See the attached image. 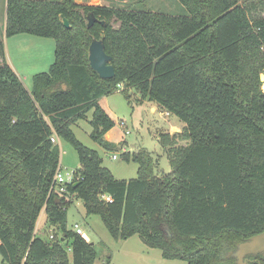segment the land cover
Wrapping results in <instances>:
<instances>
[{
    "label": "trees",
    "instance_id": "1",
    "mask_svg": "<svg viewBox=\"0 0 264 264\" xmlns=\"http://www.w3.org/2000/svg\"><path fill=\"white\" fill-rule=\"evenodd\" d=\"M179 1L188 14L126 3L5 0V36L53 38L56 49L54 62L33 76L29 90L0 40L3 264H94L95 244L68 228L72 196L83 200L87 215H100L115 239L139 234L164 258L188 264H232L237 245L264 231V90L258 73L264 69V0ZM90 12L99 19L92 27ZM94 38L104 40L112 57V79L90 65ZM120 83L184 122L180 134L161 135L170 172L153 174L145 150L124 152L138 164V176L118 179L100 152L76 137L72 125L91 113L92 139L115 148L105 137L115 121L100 99ZM54 131L79 156L67 183L70 198L51 194L61 160ZM181 134L190 144H176ZM42 212L54 238L35 232Z\"/></svg>",
    "mask_w": 264,
    "mask_h": 264
},
{
    "label": "rangeland",
    "instance_id": "2",
    "mask_svg": "<svg viewBox=\"0 0 264 264\" xmlns=\"http://www.w3.org/2000/svg\"><path fill=\"white\" fill-rule=\"evenodd\" d=\"M79 4H111L120 6L131 4L140 10H150L162 13L180 15L188 14V10L179 0H75ZM5 0H0V40L5 45L6 59L14 70L21 76L25 86L33 88V76L37 73L47 71L55 59L56 41L53 38L40 37L30 34H17L10 37L5 36ZM119 22L113 21L115 27ZM264 90V69L258 72ZM118 89V88H117ZM102 99V107L115 121V126L109 131L110 140L114 142L115 148L104 149L91 137L93 129L90 120L81 119L72 125L76 137L87 147L96 149L103 157V165L108 167L116 178L130 179L138 176V164L126 160L122 154L124 149L129 153L147 151L152 158L154 166L153 174L161 175L170 172L172 167L168 160L167 147L161 144V135L168 134L170 137L184 131V122L174 114L152 112L145 103L146 100L134 87L125 88L124 91L117 90ZM125 125L122 126L121 122ZM173 125V127L171 126ZM177 145L190 144L189 139L182 136L176 140ZM61 160L62 174L65 177L70 175L79 166V156L72 144L61 139ZM117 154L118 158L113 159L112 155ZM72 205L68 208V228L72 229L78 223L91 241L95 244L97 258L94 264H188L182 259H166L162 256L159 248H152L146 245L139 234L128 239H115L100 215H87L84 202L81 199L71 197ZM42 218L38 222V233L42 235L55 234V230L49 226L45 212L41 213ZM40 215V216H41ZM169 236L172 235L168 231ZM58 234L61 231L58 230ZM0 264H3L0 254Z\"/></svg>",
    "mask_w": 264,
    "mask_h": 264
},
{
    "label": "water",
    "instance_id": "3",
    "mask_svg": "<svg viewBox=\"0 0 264 264\" xmlns=\"http://www.w3.org/2000/svg\"><path fill=\"white\" fill-rule=\"evenodd\" d=\"M64 25L70 28V22L68 19H64ZM99 19L93 12L88 14V27H92ZM103 24L105 21H101ZM112 57L105 51V42L103 39L94 38L89 47V61L91 67L100 75L103 79H112L115 77V68L111 64ZM264 80V75L261 77ZM78 182L75 183V186ZM264 252V231L255 234L243 242L239 243L236 249L232 252V256L235 259V264H248L245 261L247 255H255Z\"/></svg>",
    "mask_w": 264,
    "mask_h": 264
},
{
    "label": "built area",
    "instance_id": "4",
    "mask_svg": "<svg viewBox=\"0 0 264 264\" xmlns=\"http://www.w3.org/2000/svg\"><path fill=\"white\" fill-rule=\"evenodd\" d=\"M263 52H264V43L262 44L261 46ZM124 89V84L123 83H120L118 85V89L117 90H123ZM121 125L124 126L125 125V122L122 121L121 122ZM51 141L60 147V150L62 152V149H61V138L60 136L58 135V133L56 131L53 132V134L51 135ZM112 158L113 159H117L118 158V155L115 153L112 155ZM75 176H74V172L70 175V177H65L63 174H62V167H60L59 165V168L55 174V185H53L52 189H51V194H55L57 197H66V198H70V195L68 194V191H67V183L68 182H72L74 180ZM103 199L106 200V201H109V202H112L113 201V198L108 195V194H103L102 195ZM74 231H76L78 234L82 235L87 241H89L88 237H87V234L86 232L83 230V228L78 224V223H75L74 224V227L72 228ZM36 233H38V226L36 228ZM54 235L53 233L50 234V238H54Z\"/></svg>",
    "mask_w": 264,
    "mask_h": 264
},
{
    "label": "crops",
    "instance_id": "5",
    "mask_svg": "<svg viewBox=\"0 0 264 264\" xmlns=\"http://www.w3.org/2000/svg\"><path fill=\"white\" fill-rule=\"evenodd\" d=\"M96 5H102V4H96ZM5 18H6V11H5ZM4 33H5V30H4ZM24 34V33H23ZM109 96V95H108ZM108 96H104V97H108ZM104 97H102L101 99H100V104L102 103V99L104 98ZM145 103L150 107V109H151V111L152 112H157L159 109V107L155 104V103H153V102H150V101H145ZM101 106H102V104H101ZM162 112H164V111H162ZM164 113H168V112H164ZM169 114V113H168ZM172 127H173V125H171ZM105 137H106V139L107 140H109V141H111L110 140V134H109V132L105 135ZM124 152H129L128 150H126V149H124ZM168 157V156H167ZM169 160V159H168ZM119 179V178H118ZM42 216L43 215H41L40 216V218H42ZM87 237H88V239H89V241L90 242H92L91 241V238L89 237V235H87Z\"/></svg>",
    "mask_w": 264,
    "mask_h": 264
},
{
    "label": "flooded vegetation",
    "instance_id": "6",
    "mask_svg": "<svg viewBox=\"0 0 264 264\" xmlns=\"http://www.w3.org/2000/svg\"><path fill=\"white\" fill-rule=\"evenodd\" d=\"M245 261H247L248 264H264V252L255 255H247ZM232 264H235V260Z\"/></svg>",
    "mask_w": 264,
    "mask_h": 264
}]
</instances>
